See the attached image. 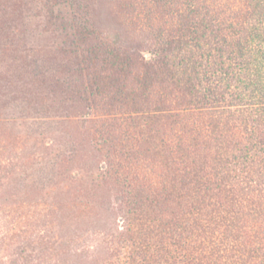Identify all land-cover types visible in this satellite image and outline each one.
Returning a JSON list of instances; mask_svg holds the SVG:
<instances>
[{"label": "trees", "instance_id": "obj_1", "mask_svg": "<svg viewBox=\"0 0 264 264\" xmlns=\"http://www.w3.org/2000/svg\"><path fill=\"white\" fill-rule=\"evenodd\" d=\"M0 117V264H264V0H0Z\"/></svg>", "mask_w": 264, "mask_h": 264}, {"label": "rangeland", "instance_id": "obj_2", "mask_svg": "<svg viewBox=\"0 0 264 264\" xmlns=\"http://www.w3.org/2000/svg\"><path fill=\"white\" fill-rule=\"evenodd\" d=\"M3 117V116H2ZM18 119V120H16ZM15 120V126H19L23 124H19V119L20 118H16ZM3 118L0 117V121H2ZM43 120V119H42ZM45 125L42 124L39 128H43ZM8 127V126H7ZM4 128H6V125H2L0 124V131H3ZM44 206V205H43ZM52 208V207H51ZM29 208H23L24 211L28 212ZM53 209V208H52ZM36 212H40L42 214V216L44 215V212H48L47 210H40V208L38 207V209H35ZM32 210L29 213L34 214V211ZM38 210V211H37ZM49 210V207H48ZM48 216L44 217V220L47 219V226H45V232L42 233L40 230V228H38L39 230L37 231V228H31L30 226H26L25 222L27 223L29 220L28 218H24L22 221L24 222V226L23 228H19L18 230H14V232L19 233V235H26L25 233H29V232H33L34 234H39L40 235V239H42L43 241L46 239V235H47V241L48 242H52L53 239L56 237V234L58 232V226L56 223V220L53 218H49ZM43 219V218H42ZM21 227V225H20ZM44 231V230H42ZM13 232V233H14ZM41 233V234H40ZM41 236H44V238H41ZM38 244H27V242H23L20 248H12L11 250H7L4 251L3 253V257H4V264H56V261L53 259L52 254H50V251L45 252L46 254H42L44 253V250L37 246ZM18 259V260H17Z\"/></svg>", "mask_w": 264, "mask_h": 264}]
</instances>
